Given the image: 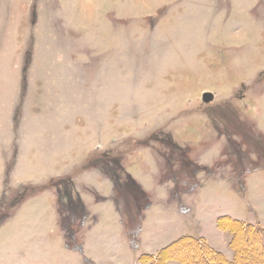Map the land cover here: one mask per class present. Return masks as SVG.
Segmentation results:
<instances>
[{
    "label": "rangeland",
    "instance_id": "1",
    "mask_svg": "<svg viewBox=\"0 0 264 264\" xmlns=\"http://www.w3.org/2000/svg\"><path fill=\"white\" fill-rule=\"evenodd\" d=\"M226 216L264 228V0H0V264L233 260Z\"/></svg>",
    "mask_w": 264,
    "mask_h": 264
},
{
    "label": "trees",
    "instance_id": "2",
    "mask_svg": "<svg viewBox=\"0 0 264 264\" xmlns=\"http://www.w3.org/2000/svg\"><path fill=\"white\" fill-rule=\"evenodd\" d=\"M217 227L232 232L230 245L234 249L235 258L229 260L210 247L205 241L185 236L171 245L160 250L156 255H144L142 261L149 264H169L171 260L179 259L185 264H264V254L252 255L247 249L253 243L264 244V228L253 224H244L243 221L232 217H221Z\"/></svg>",
    "mask_w": 264,
    "mask_h": 264
},
{
    "label": "water",
    "instance_id": "3",
    "mask_svg": "<svg viewBox=\"0 0 264 264\" xmlns=\"http://www.w3.org/2000/svg\"><path fill=\"white\" fill-rule=\"evenodd\" d=\"M213 99H214V94L213 93L206 92V93L203 94V100L205 102H209V101H211Z\"/></svg>",
    "mask_w": 264,
    "mask_h": 264
},
{
    "label": "crops",
    "instance_id": "4",
    "mask_svg": "<svg viewBox=\"0 0 264 264\" xmlns=\"http://www.w3.org/2000/svg\"><path fill=\"white\" fill-rule=\"evenodd\" d=\"M230 239V238H229Z\"/></svg>",
    "mask_w": 264,
    "mask_h": 264
}]
</instances>
